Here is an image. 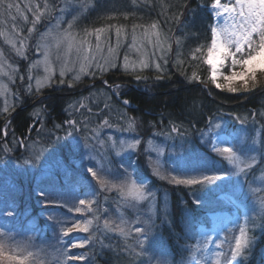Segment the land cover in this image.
<instances>
[{
	"label": "rangeland",
	"instance_id": "obj_1",
	"mask_svg": "<svg viewBox=\"0 0 264 264\" xmlns=\"http://www.w3.org/2000/svg\"><path fill=\"white\" fill-rule=\"evenodd\" d=\"M205 1L206 4L200 3L198 6L199 11L205 10L211 21L205 29V36L190 39L189 33L185 32L186 29L179 27L177 29L179 39L176 40L177 51L172 59L173 62L170 61L173 56L171 37L158 29L162 33L161 46H157L155 37H146L145 32L152 21L147 12H143L144 9L140 8L141 4L135 1L90 0L89 6L85 9L81 7L85 0H47L51 11L40 19L31 33L28 30L33 27L32 21L35 15L33 11L27 10V6L39 4L40 10L44 12L45 0L6 2L3 15L0 16V31L12 40V43H9L4 36H0V52L4 54L2 65H0V119L2 120L0 143L6 136L10 119L19 111L26 110L33 121L34 130L30 135H34L37 130L40 132L48 117L44 106L39 105L40 102L34 99H42V91L45 89L66 87L75 92L68 94L72 97L67 101L63 112L66 115L74 113L77 120L73 124L66 122L65 126L59 129L62 131L70 126L71 130H76L75 134L66 138L65 147L62 150L66 152L68 162L80 167L93 183L94 179L112 183L109 173L118 168L120 180L118 185L123 205L134 209L129 226L130 233L132 231L137 236L136 229H143L147 225L155 196H159L161 207L167 209L170 204L163 199L165 190L169 198H173L178 189L182 192L186 191L187 195L193 193L192 202L198 204V210H203L204 220L198 222L193 233L189 234V244L179 248V254L184 257L183 262L172 263L169 253L164 252L166 255L155 256V252L147 251V247L141 245L140 251L147 252L148 264H225L226 258L229 264H238L243 252L249 247L252 235L258 233L260 225L256 222L259 217L264 216V207L260 199L264 197V134L259 146L260 150L258 146L243 148L245 134L234 132L237 130L228 131L231 130L230 127L238 123L236 113L240 111L234 109L223 111L226 117H230L227 126L216 118L218 121H212L200 135L201 142L208 141V151L216 155L218 159H222L219 162L210 160L214 167L200 170L211 167L212 164L210 162L207 164L205 160L197 161V155H191L193 158L186 156L184 149L178 145L179 142H171L172 137L187 134L179 128H185V124L170 123L166 127H159L158 123L161 122H157L153 132L147 136L140 133L139 136L134 122L133 124L130 121L126 122L127 116L124 111L108 103L111 98L110 91L119 92L120 86L107 88V84L103 82V75L106 73L119 70L136 76L151 70L160 74L164 71L168 60L175 65L179 62V58L187 59L191 65L200 66L214 89L226 91L212 83L213 69L209 63H205V60L206 58L209 61L216 59L207 51L211 44V28L216 27L221 30L231 26L233 20L227 13L221 12L220 15H216L211 9V0ZM8 3L19 5L28 20L25 21L17 15L15 8L11 9L9 14ZM222 3H228L231 6L234 5V0H222ZM109 16L114 19H106ZM73 17L78 19L73 28L68 29V24ZM120 19H130L131 22L119 25L116 21ZM193 20L194 16H191L190 22ZM97 28L108 29L100 42L99 51L96 50L95 35H85V29L95 33ZM117 28L122 29L119 43L116 35ZM68 33L74 38L73 47H69L68 40H63ZM21 40L24 46L22 55H18L17 49L21 48ZM85 40L88 43L83 45L81 51H78L77 48ZM58 41L62 42L58 43ZM88 45H91V50ZM110 47L115 55L114 67H107L105 64V59L110 57ZM198 47L201 48V52L197 54L199 59L193 60L192 53ZM85 56L90 57V61H86ZM125 58H127L128 71H125ZM144 60L149 63V67L141 69L140 62ZM85 63L89 66L83 74H80L81 65ZM157 64L160 65L159 72L155 67ZM229 65H231L230 61L220 69L217 82L223 83V75H228L233 70ZM101 67L105 70L101 71ZM133 68L135 71H132ZM62 70L63 76L60 75ZM77 74H80L79 80L75 79ZM259 75L264 78V73H258ZM38 81L44 86H39ZM95 84H99L102 89L92 88ZM84 88L90 89L91 94H83ZM5 108L8 111H5ZM248 115L249 112H245L241 122L246 120ZM106 120L107 124H105ZM119 122H121L123 133L118 132L115 135V128ZM37 126L38 128L35 129ZM83 128L86 129L82 131L86 135L83 138L86 137L87 141L84 139L82 141V137L76 135L78 130L80 133ZM37 135L39 134L24 140L26 144L23 143L22 147H25L26 153L19 158L21 164H16L7 157L6 148L14 144H0V231L4 233V236L0 237V245L4 247L5 256L13 255L17 259H24L25 264H83L82 262L87 260L84 248L91 243L88 234H90L93 219L89 214L98 196V191L94 187L84 189L76 185L63 193L45 188L35 189L33 195L36 198L34 202L37 207V216L32 217L29 216V208H16L14 200L8 198L10 191L18 182L36 181L64 166L59 159L61 150H57L54 146L50 151L47 145L38 140ZM256 135H260L257 130L254 136ZM178 136L175 139H178ZM131 145H135V148L130 147ZM226 147L233 150L235 158L230 160L228 154L217 151ZM113 161L116 164L115 168L112 167ZM248 163H252L251 169L247 167ZM241 168L244 172L240 171ZM89 169L96 171L98 177L93 178ZM148 171L153 173L151 174L155 179L154 187H148L149 179L152 177L145 174ZM139 173L141 178L138 177ZM174 176L179 179L201 180L205 176H215L219 179L194 186L177 185L171 179ZM156 180L164 182V188H160ZM133 184L144 189L145 199L138 200L134 195L129 194V188ZM170 190L174 191L170 192ZM81 200L86 202L85 205H80ZM76 208H80L81 211L77 212ZM47 212L50 213L49 216L44 214ZM44 216L47 220L39 231L38 217ZM117 219L121 225L125 219L123 211L120 210L117 213ZM74 223L87 225L88 231L72 232L69 236H63L62 229L72 227ZM242 227L245 228L248 236V246L243 248L241 254L234 260L229 259L235 247L234 237H239ZM138 241L137 239L135 243L138 244ZM81 243L83 247H73L74 244ZM22 250H26L24 255L20 254ZM64 252L76 258L65 261L62 255ZM0 261L8 264L3 259Z\"/></svg>",
	"mask_w": 264,
	"mask_h": 264
},
{
	"label": "trees",
	"instance_id": "obj_2",
	"mask_svg": "<svg viewBox=\"0 0 264 264\" xmlns=\"http://www.w3.org/2000/svg\"><path fill=\"white\" fill-rule=\"evenodd\" d=\"M133 1L141 4L142 7L140 8L144 9L143 12H147L152 23L158 24L159 29L171 37L173 56L170 61L175 57L177 51L176 40L179 39V30H177L179 27L186 29V34L189 33L188 38L197 39L202 38L199 36H205V29L211 22L205 10L199 11V4H206L205 0H130V2ZM6 2H14V0H5L4 6L0 7V16L3 15ZM191 16H194L193 22H190ZM116 22L119 25H124L131 21L130 19H120ZM193 72L196 73V80H191ZM137 75L140 76L139 79ZM137 75L114 70L103 75V82L109 86H120L119 92L116 91L117 93L108 89L111 93L108 103L113 107L116 105L124 111L127 116V118L125 117L126 122L129 123L130 121L132 124L134 122L139 136L140 133L147 136L153 132L157 122H161L158 123L159 127H166L170 123H182L186 125L185 128H179L187 134L176 135L178 139L172 137L171 142H179L178 145L184 149L186 156L193 158L191 155H197V161L205 160L207 164L211 163L210 160H218L219 162L222 159H218L216 155L208 151V141L201 142L199 137L210 126L211 122L217 119H220L227 126L230 117H226L223 111L234 109L240 111V113H236L238 123L234 127H230L231 130H227H237L234 132L245 134V141L243 142L245 146L242 145L243 148L258 146L257 148L260 150L259 146L264 134V116L260 115L264 112V78L260 75L255 88L251 91L241 90L236 93L214 89L208 82L207 74L203 72V69L200 66L191 65L185 58H179V62L175 65L168 60L164 71L160 74L146 70ZM92 81L94 82V80ZM92 88L102 89L99 84H95ZM84 89L83 94H91L90 89ZM71 92H75V90L66 87L61 89L52 87V89L42 91V96L45 97H42L39 105L44 106L48 118L43 124L45 128L43 127L40 132L37 130L34 135H30L33 134L34 130L33 121L27 115L26 110L17 112L10 119L6 136L0 143L1 145L4 143L14 144V146L6 148L7 157L10 160L16 164H21L19 158L23 153H26L25 147H22L23 143L26 144L24 140L39 134L37 135L38 140L47 145L50 151L54 146L57 150H61L59 159L64 166L36 181L18 182L10 191L8 198L14 200L16 208H29V216L32 217L37 216V207H35L34 202L36 198L33 195L35 189L45 188L63 193L76 185L82 186L84 189L94 187L98 191V196L89 214L93 219V225L90 234H88L91 243L84 248L87 260L83 261V264H148L147 252L140 251L141 245L135 243L137 239H144L145 244L142 246L147 247V251L155 252V256L166 255L164 254L166 252L170 254L172 263L183 262L184 257L179 254V248L189 244V234L193 233L198 222L204 220L202 217L203 210H198V204L192 202L193 193L187 195L186 191L183 190L184 192H182L178 189L173 198H169L167 190H165L163 199L170 204L167 209L161 207L159 196H155L150 219L143 228L145 230L144 236H136L132 231L130 233L129 226L134 209L133 207L126 208L123 205L118 185L120 181L118 168L109 173L112 183L104 182L102 186L100 180L94 179L93 183L90 177L81 171L80 167L69 163L65 155L66 152L64 153L62 150L65 147L66 138H70L76 132V130H71L70 126L65 127L62 131L59 130L65 126L66 122L73 124L77 120H75L74 113L66 115L63 112L67 101L72 97L71 94L68 95ZM125 101L128 103L127 108L122 106V102ZM241 111L249 112L247 118L245 117L246 120L242 122L244 113ZM120 123L115 128V135L118 132L123 133ZM1 124L2 120L0 119V136ZM37 128L38 126L35 127V129ZM256 130L260 132L259 136H254ZM82 131H86V129H81L80 133L78 130L76 135L81 136L83 141V136L86 135ZM84 141H87L86 137ZM115 166L113 161L112 167L115 168ZM201 166L199 167L201 168ZM212 167H214L213 164L211 167H204L200 170ZM151 173L149 171L145 173L150 177L152 176L149 179L148 187H154L155 179ZM138 177L141 178L140 173ZM156 183L160 188L165 186L164 182L156 180ZM173 191L170 190V192ZM2 195L5 196V194ZM120 210L125 215L121 225L117 219V213ZM44 214L50 215L49 212ZM44 218L47 217H38L39 231L46 223L45 220L47 219ZM139 219L140 221L143 220L142 217ZM192 222L195 224H190ZM256 223L260 225L258 233L252 235L249 247L243 252L238 264L264 263V216L259 217ZM121 230L125 234L122 235ZM0 264L3 262L0 261Z\"/></svg>",
	"mask_w": 264,
	"mask_h": 264
},
{
	"label": "snow or ice",
	"instance_id": "obj_3",
	"mask_svg": "<svg viewBox=\"0 0 264 264\" xmlns=\"http://www.w3.org/2000/svg\"><path fill=\"white\" fill-rule=\"evenodd\" d=\"M90 0H85V3L81 5L82 8H87L89 6ZM5 4V0H0V7H3ZM211 9L216 13V15H220L221 12L227 13L229 17L233 20V24L229 27H225L221 30H218L216 27L211 28V44L208 47V53L215 56V61H209L207 58L205 63H209L211 68L213 69V77H211L212 83L221 90H226L228 92H238V91H251L257 85L258 73H264V0H234V5L228 3H222V0H211ZM16 9V14L20 15L22 19L25 21L28 20V17L23 14L19 5H15L13 3L7 4V9L9 10V14H11V9ZM41 5L37 4L35 6L29 4L27 6L28 11H33L35 15V19L32 21L33 27L28 31L31 33L35 29V25L39 23L40 19L46 14L50 13L51 9L45 0L43 4L44 12L40 10ZM15 19V16H13ZM78 17H73V20L69 22L68 29H72ZM106 19L111 20L114 17H107ZM59 25V21L57 22ZM159 25L156 23H152L149 25L148 29L145 32L146 37H155L157 46H161V36ZM108 31L107 28H97L95 29V33L89 32V30L85 29V35H95L97 44L96 50H100V42L104 37V34ZM122 34V29H116L117 40L119 43V38ZM0 36H4V38L12 43V40L5 35L3 31H0ZM73 37L70 33L66 34L63 37V40H68L69 47H73L72 43ZM62 42V41H58ZM21 48L17 49V54L22 55L23 49V40L20 41ZM87 40L83 41L80 47L77 48L78 51L83 49V45L87 44ZM179 43V41H177ZM231 45V47H230ZM15 47V44H13ZM89 50H91V45H88ZM247 49V51H246ZM201 52V48L194 49L192 53V59H199L198 53ZM110 57L105 59V64L107 67L115 66V55L113 49L109 48ZM237 54H240L237 56ZM3 53L0 52V65L3 62ZM84 59L86 61H90V57L85 56ZM125 71H128L127 66V58H125ZM231 62V68L233 69L230 74L223 75V83L218 81V74L220 73V69L224 67L227 62ZM141 69L148 68L149 63L144 60L140 62ZM89 66L88 63L82 64L80 68V74L85 72V69ZM157 72L160 71V65H155ZM101 71H104L105 68L101 67ZM132 71H135L133 68ZM80 74H77L75 79H80ZM61 76L64 75V71L62 70L60 73ZM139 79L140 76L137 75ZM196 73L193 72L191 80H196ZM63 82V81H61ZM39 86H44L41 82L38 81ZM127 103V101H125ZM5 111H8L5 108ZM260 115L264 116V112L260 113ZM108 121H105L107 124ZM131 127V125H129ZM175 130V129H173ZM130 147L135 148V145H131ZM218 152L222 154H228L229 159L235 158V154L231 148H222L217 149ZM119 155V153H117ZM252 163H248L247 167L249 169L252 168ZM241 172H244V169H240ZM89 172L93 176V178H97V172L89 169ZM159 173L157 172V175ZM164 179V177H161ZM172 181H174L177 185H199L204 183L205 181L211 182L213 180L219 179V177L215 176H205L203 180L201 179H179L177 177H172ZM101 185H104V181H100ZM129 194L134 195L136 199L143 200L145 199V193L143 188H138L134 184L129 188ZM80 205H85V201L81 200ZM72 211V209H69ZM77 212H80V208L75 209ZM91 223V221H89ZM87 225L82 226L79 223H74L72 227L63 228L62 234L63 236H69L72 232H87ZM136 232L138 236H144L145 230L141 228H137ZM121 234H125L123 230H121ZM235 247L230 253L229 259L234 260L237 256L241 254V250L248 246L249 240L246 233L245 228L240 229L239 237H234ZM138 244L144 245L145 240L140 239ZM83 243L74 244L73 247L80 248L83 247ZM62 255L65 257V261L76 258L75 256H71L68 253L64 252ZM83 258L82 256L80 257ZM0 259H3L8 262V264H25L24 259H17L13 255H4V251L0 248Z\"/></svg>",
	"mask_w": 264,
	"mask_h": 264
},
{
	"label": "clouds",
	"instance_id": "obj_4",
	"mask_svg": "<svg viewBox=\"0 0 264 264\" xmlns=\"http://www.w3.org/2000/svg\"><path fill=\"white\" fill-rule=\"evenodd\" d=\"M230 47H231V45H230ZM229 66H231V65H229ZM260 199H261V205H262V207H264V197H261ZM3 236H4V233L2 231H0V237H3ZM0 248H2L4 250V247L2 245H0ZM25 251L26 250H22L20 254L24 255ZM225 264H229V260L227 258L225 259Z\"/></svg>",
	"mask_w": 264,
	"mask_h": 264
},
{
	"label": "water",
	"instance_id": "obj_5",
	"mask_svg": "<svg viewBox=\"0 0 264 264\" xmlns=\"http://www.w3.org/2000/svg\"><path fill=\"white\" fill-rule=\"evenodd\" d=\"M122 103H123L124 106H127L128 105V103H126V102H122Z\"/></svg>",
	"mask_w": 264,
	"mask_h": 264
}]
</instances>
